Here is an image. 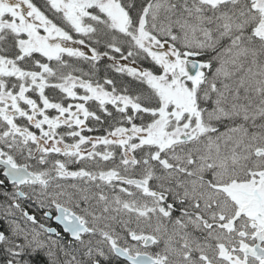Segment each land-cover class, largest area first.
Segmentation results:
<instances>
[{
  "label": "snow or ice",
  "instance_id": "6c2138e0",
  "mask_svg": "<svg viewBox=\"0 0 264 264\" xmlns=\"http://www.w3.org/2000/svg\"><path fill=\"white\" fill-rule=\"evenodd\" d=\"M0 177V264H264V0H0Z\"/></svg>",
  "mask_w": 264,
  "mask_h": 264
},
{
  "label": "flooded vegetation",
  "instance_id": "af4514ba",
  "mask_svg": "<svg viewBox=\"0 0 264 264\" xmlns=\"http://www.w3.org/2000/svg\"><path fill=\"white\" fill-rule=\"evenodd\" d=\"M81 94L83 92V90H80ZM46 94L49 96V97H58L59 93L58 91H53L52 89H46ZM30 95H32L30 93ZM33 98H36L35 95H33ZM66 103H74L73 101H66ZM51 112V110H50ZM52 115H55V112H51ZM89 127H91L93 130L92 131H88L87 129H85L83 131V135H87V136H102V135H105L106 132H105V128H107V125H104V126H101V125H97V124H94L91 120L87 122ZM64 129L61 128V131H63ZM66 142L68 143H71L72 141L69 139L67 140ZM90 147V145L88 146ZM2 178V177H0ZM31 211V209H30ZM53 227H56V223L54 221H50L49 222Z\"/></svg>",
  "mask_w": 264,
  "mask_h": 264
},
{
  "label": "trees",
  "instance_id": "16d2710c",
  "mask_svg": "<svg viewBox=\"0 0 264 264\" xmlns=\"http://www.w3.org/2000/svg\"><path fill=\"white\" fill-rule=\"evenodd\" d=\"M35 3L39 6L42 2V0H34ZM103 51V48L100 49ZM118 55V54H117ZM110 64V61L107 58H102L100 61L97 62V76L96 78L100 79L101 82L105 75H107L109 78L114 79L119 83L122 79L127 80V77L122 78L119 74L115 73L113 70L109 69L107 66ZM91 67L90 65L85 64L84 70L87 71L88 68Z\"/></svg>",
  "mask_w": 264,
  "mask_h": 264
},
{
  "label": "rangeland",
  "instance_id": "374dc122",
  "mask_svg": "<svg viewBox=\"0 0 264 264\" xmlns=\"http://www.w3.org/2000/svg\"><path fill=\"white\" fill-rule=\"evenodd\" d=\"M42 31V30H41Z\"/></svg>",
  "mask_w": 264,
  "mask_h": 264
}]
</instances>
